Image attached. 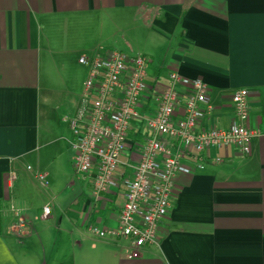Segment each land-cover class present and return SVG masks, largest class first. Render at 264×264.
Listing matches in <instances>:
<instances>
[{
    "label": "crops",
    "instance_id": "obj_1",
    "mask_svg": "<svg viewBox=\"0 0 264 264\" xmlns=\"http://www.w3.org/2000/svg\"><path fill=\"white\" fill-rule=\"evenodd\" d=\"M113 50L149 59L143 113L175 71L209 86L214 110L199 129L228 128L232 95L247 88L246 124L257 132L248 155L233 146L188 152L192 172L176 176L158 244L137 258L130 240L90 231L117 228L125 185L95 199L91 178L72 166L68 118L88 77L79 59ZM146 133L132 121L122 179L133 178ZM18 202L39 216L38 237L14 233ZM0 264H264V0H0Z\"/></svg>",
    "mask_w": 264,
    "mask_h": 264
},
{
    "label": "built area",
    "instance_id": "obj_2",
    "mask_svg": "<svg viewBox=\"0 0 264 264\" xmlns=\"http://www.w3.org/2000/svg\"><path fill=\"white\" fill-rule=\"evenodd\" d=\"M79 61L88 67V77L81 107L68 118L73 133V171L80 178H91L95 199L125 185L117 228L106 231L91 226L90 231L98 237L110 233L117 240H130L127 254L137 258L147 246L158 244L160 225L173 205L176 176L192 172L185 162L188 152L204 153L213 146H233L244 155L251 153L257 132L246 124L250 91H234V119L228 128L199 129L200 120L214 110L209 86L202 78L171 72L168 86L155 97L154 111L145 114L142 105L149 90L150 65L146 55L113 50L82 56ZM134 120H141L147 133L139 144L140 158L133 178L122 179L121 156L128 148ZM47 178L45 171L35 172L42 187H48ZM12 210L20 214L14 206ZM43 216L52 217L50 205L44 206Z\"/></svg>",
    "mask_w": 264,
    "mask_h": 264
},
{
    "label": "rangeland",
    "instance_id": "obj_3",
    "mask_svg": "<svg viewBox=\"0 0 264 264\" xmlns=\"http://www.w3.org/2000/svg\"><path fill=\"white\" fill-rule=\"evenodd\" d=\"M81 79V78H80ZM60 148H63L64 151H67V147L65 146L64 142H60L59 143ZM68 154H70L69 150H68ZM66 157V156H65ZM15 204L16 209H18V211L20 212L19 215H16L15 212V222H14V233L20 237L21 239L25 238V239H31L34 236L38 237V233H40V227H37V223L39 221V216H33L29 210L26 209V203L22 204L20 202H18L17 204ZM51 206V205H50ZM52 208V207H51ZM41 218L44 219L43 222L45 225H51L52 220L53 219H46L43 216V212L41 214ZM59 238V242H63L65 240H63V233L57 234L55 236V238ZM63 237V238H62ZM54 238V239H55ZM55 245V244H54ZM54 245H52V248H48V251L46 253V259H49V255L53 254V248ZM65 251L61 254L64 255Z\"/></svg>",
    "mask_w": 264,
    "mask_h": 264
}]
</instances>
